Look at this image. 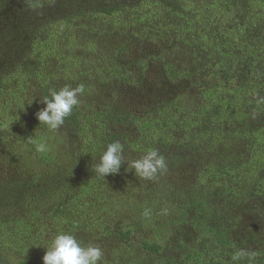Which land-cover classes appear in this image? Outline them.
Returning a JSON list of instances; mask_svg holds the SVG:
<instances>
[{
    "label": "rangeland",
    "instance_id": "rangeland-1",
    "mask_svg": "<svg viewBox=\"0 0 264 264\" xmlns=\"http://www.w3.org/2000/svg\"><path fill=\"white\" fill-rule=\"evenodd\" d=\"M147 11L135 13L128 10L122 14V20L134 21L130 23L133 31L131 34L121 31L118 26H111L104 33L94 31L90 34V30H83V39L78 42L79 48L76 46L73 49L72 37L65 33L66 39L58 36V42L53 44L50 51L43 44H38L30 52L34 57L37 54L41 56L45 51L49 54L54 52L56 59L63 61L66 55L77 50L84 73V81L78 86L83 88L81 94L94 97L103 107L122 104L151 120L158 131L156 120L171 117L173 119L164 126L167 143H186L193 139L195 130L185 126L181 120H192L195 109L211 104L218 96L225 101H233L232 97L239 91L238 88L243 91L245 88L251 90L252 84L248 80L242 84L235 81L233 85L214 80V74L210 71L214 61L203 58L195 45L183 40L184 37L180 38L183 34L178 38L174 37L176 27L180 26L181 32L183 31L182 24L186 23V17L168 13L164 16L157 15L159 21L156 26L149 28L142 21ZM154 12L152 8L150 16L156 15ZM210 27L218 29L213 21ZM228 39V56L220 58L224 64L237 60L239 56V51L231 43L233 37L229 36ZM139 42H142L145 50L151 52L153 58L142 60L146 64L144 84L134 88L125 83L124 79L131 77L135 71L130 58H139ZM29 48L25 47L27 50ZM253 48H257V45H251L243 54L248 55ZM47 61L48 57L45 65L52 69V73L50 77L47 74L46 79L52 86L59 89L65 84L70 85V72L66 67L51 68ZM18 67L20 66L13 60L0 66V76L5 78V86L0 95V171L9 172L12 168L27 172L33 170V174L43 176V181L48 178L46 184L56 180L63 184L55 183L56 188L43 191L42 195L24 203L17 211L15 208L5 210L6 220L2 223L1 230H5L4 236L7 234V239L0 247L11 264H43L42 257L46 251L44 246L50 244L52 237L60 232L72 233L85 244H98L104 252L102 264H166L164 260L152 261L143 252V241L171 243L174 246L183 239L185 245L191 247L201 249L205 245L208 252L205 264H238L231 257L235 248L249 240L258 243L262 235L261 240H264L261 232L264 229V203L257 197L247 195L243 202L244 210L235 211L224 226L231 245L227 248L219 242L212 246L208 244V235L204 232L206 217L219 209L214 203L216 197L213 190L220 179L205 175L190 160H182L178 166H167V171L152 181L138 178L134 169L126 171V160L118 173L109 174L95 188L78 182V171L94 166L106 149L102 143L104 132L90 123L91 120L84 122L87 133L83 138L98 146L97 151H92L80 138L74 137L72 140L63 126L52 131L39 125L37 117L32 113L44 107L38 92L41 78L29 72L34 67L31 60H28L26 67L21 66V71H18ZM185 73L196 74L197 82L201 85L197 83L194 90L181 81L180 77ZM88 74L93 75L91 79ZM138 74H135L133 82ZM260 82V85H264V78ZM260 93L261 96L257 98L264 103V88ZM160 101H165L164 105ZM232 108L237 111L241 107L233 104ZM18 119H21V127L31 129L32 140H26L21 133L17 135L14 124ZM157 130L154 128L149 135L152 136L151 139L149 136L143 139L139 135L142 133H133L134 144L132 148L125 150L126 158L138 159L144 152L151 150L146 145L149 139H157ZM248 141L238 132L219 140L218 146L213 150L212 162L226 166H230L232 162H249L250 153L246 148ZM40 144L45 145L43 151L38 150ZM250 168H254V165H250ZM238 184L227 183V191L223 196L229 199L232 190L241 188ZM70 204V208L73 211L76 209L80 214L87 229L66 225L63 221L66 217L62 215V211L56 214L58 220L53 219L58 206L62 208ZM145 212H149V215L145 216ZM115 226H133V238L124 241L115 234L111 237L108 229ZM40 229L45 231L41 232ZM12 230H19V235L13 237L10 233ZM176 264H180V261L177 260Z\"/></svg>",
    "mask_w": 264,
    "mask_h": 264
},
{
    "label": "trees",
    "instance_id": "trees-1",
    "mask_svg": "<svg viewBox=\"0 0 264 264\" xmlns=\"http://www.w3.org/2000/svg\"><path fill=\"white\" fill-rule=\"evenodd\" d=\"M152 8L156 13L154 16H150ZM146 9L148 11L142 21L144 20L149 28L156 26V22L159 21L157 15L164 16L168 13L186 17V23L182 24L183 31L181 32L180 26V29L176 27L174 37L178 38L183 34L180 38L184 37L183 40L195 45L197 52L201 51L203 58L214 61L210 67L214 80L221 84H223L221 81H224L228 85H233L235 81L242 84L248 80V83L252 84V89L245 88L243 91L238 88L239 91H236L232 97L234 102L225 101L218 96L211 104L195 109L191 116L192 120H181L185 126L195 130L193 139L186 143H167L164 126L173 119L171 117H160L156 120L158 131L151 120L134 110L122 104L103 107L97 99L89 95L85 96V93L80 94V103L65 119L63 128L72 140L74 137L80 138L92 148V151H97L98 146L83 138L87 133V126L84 124L86 120H91L90 123L100 132H104L102 143L105 147L111 142L119 141L125 150H129L134 144L133 133H142L138 134L144 139L155 128L159 132L157 139L150 140L152 136H149L146 147L157 149L165 157L167 166H178L180 161L190 160L196 163L205 175L220 179L213 190L216 197L214 203L219 209L206 217L207 225L204 232L208 235L207 242L210 246L219 242L228 248L231 241L224 227L227 219L235 211L244 210L243 202L247 195L257 197L264 203V103L257 98L261 96L260 91L264 88V85H260V79L264 78V0H0V66L13 60L20 66L18 71H21V66L26 67L28 60H31L34 67L29 72L41 78L38 92L39 99L45 107L42 99L49 97L51 90H58L46 79L47 74L50 77L52 69L45 65V59L48 57L47 62L50 63L51 68L66 67L70 72V85L75 88L84 81L81 56L77 50H74L62 61L56 59L54 52L49 54L45 51L41 56L37 54L34 57L30 50L32 51L38 44H43L45 49L50 51L53 44L58 42V36L66 39L65 33L68 37H72L73 49H75L80 44L78 42L83 39V30L84 32L90 30V34L94 31L104 33L111 26H118L121 31L131 34L133 31L130 23L134 21L122 20V14L128 10L143 12ZM212 21L218 25L217 30L210 27ZM229 36L233 37L231 43L239 51V56L237 60L224 64L220 58L228 56L226 49L230 48ZM251 45H257V48L244 55V50ZM138 46L139 58L135 56L130 58L135 71L131 77L124 79L125 83H129L134 88L144 84L143 74L146 64L142 60L153 58L151 52L145 50L142 42H139ZM25 47L30 48L27 50ZM122 66L123 63L120 64V67ZM135 74L138 75L133 82ZM192 75L185 73L180 78L195 90L198 83L197 76ZM88 76L91 79L93 75L88 74ZM4 86L5 78L0 76V95ZM164 103L165 101H160L161 105ZM233 104L236 107L240 106V110H233ZM37 111L32 113L35 117ZM20 121L21 119H18L14 124L17 135L21 133L26 140H32L31 129L21 127ZM234 132L240 133L249 140L246 148L250 153L248 156L250 161L232 162L230 166L213 163V150L218 146L219 140L227 139ZM250 165H254V168L249 169ZM257 166L260 168L256 169ZM106 177L96 175L94 166L78 171L77 175L78 182L85 183L90 188L99 186ZM46 181H43V176L33 174V170L27 172L12 168L9 172L0 171V245L7 239V234L4 236L5 230H1L2 223L6 220L5 210L15 208L14 210L17 211V208L24 203L34 200L39 194L42 195L43 191L56 188V184H63L61 181L57 183L58 180L49 184H46ZM227 183H239L238 186L241 187L232 190L229 199L223 196L227 191ZM70 207L72 204L62 208L58 206L54 211L53 219L58 220L56 214L62 211V215L66 217L65 220L63 219L66 225L75 228L82 226L87 229L85 222L79 217L80 214ZM40 230L45 231V229ZM261 232L264 234V229ZM10 233L15 237L19 235V230H12ZM108 233L111 237L115 234L121 240L128 241L133 238L135 229L133 226H115L110 227ZM261 238L257 239L258 243L249 240V243L243 242L242 246L235 248L234 254L231 255L233 261L238 264H264V240ZM183 241L173 246L171 243L163 244L146 240L143 241L142 248L143 252L155 262L164 260L166 264H176L178 260L180 264H205V257L208 254L205 245L199 249L185 245ZM0 264H11L1 247Z\"/></svg>",
    "mask_w": 264,
    "mask_h": 264
},
{
    "label": "clouds",
    "instance_id": "clouds-1",
    "mask_svg": "<svg viewBox=\"0 0 264 264\" xmlns=\"http://www.w3.org/2000/svg\"><path fill=\"white\" fill-rule=\"evenodd\" d=\"M82 92V87L73 88L68 84L58 90H51L50 96L42 99L45 107L36 112L39 125L52 131L60 129L74 107L80 103ZM44 148V144L38 146L39 151ZM126 160L128 167L125 170L134 169L135 175L144 180H155L167 171L165 157L157 149L147 150L138 159L128 160L123 144L114 141L106 146L98 162L94 164V172L104 178L109 174H116ZM148 215L149 212H145V216ZM44 247L46 251L42 257L43 264H102L104 257L103 249L98 244L82 243L68 232L57 233L50 244Z\"/></svg>",
    "mask_w": 264,
    "mask_h": 264
}]
</instances>
